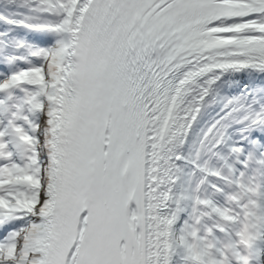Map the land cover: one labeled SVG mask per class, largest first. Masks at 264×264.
<instances>
[{"label":"snow or ice","instance_id":"snow-or-ice-1","mask_svg":"<svg viewBox=\"0 0 264 264\" xmlns=\"http://www.w3.org/2000/svg\"><path fill=\"white\" fill-rule=\"evenodd\" d=\"M0 264H264V0H0Z\"/></svg>","mask_w":264,"mask_h":264}]
</instances>
